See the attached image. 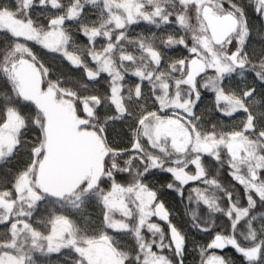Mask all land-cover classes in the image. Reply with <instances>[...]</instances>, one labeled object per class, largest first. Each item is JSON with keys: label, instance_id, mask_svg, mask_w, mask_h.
<instances>
[{"label": "snow or ice", "instance_id": "6c2138e0", "mask_svg": "<svg viewBox=\"0 0 264 264\" xmlns=\"http://www.w3.org/2000/svg\"><path fill=\"white\" fill-rule=\"evenodd\" d=\"M0 264H264V0H0Z\"/></svg>", "mask_w": 264, "mask_h": 264}]
</instances>
